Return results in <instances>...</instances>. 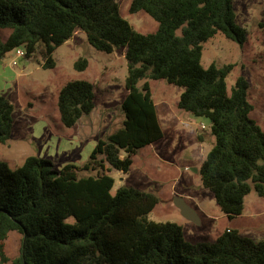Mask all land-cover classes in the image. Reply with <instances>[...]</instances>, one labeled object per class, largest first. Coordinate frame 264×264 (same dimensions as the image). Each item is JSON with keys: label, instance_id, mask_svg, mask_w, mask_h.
<instances>
[{"label": "trees", "instance_id": "obj_1", "mask_svg": "<svg viewBox=\"0 0 264 264\" xmlns=\"http://www.w3.org/2000/svg\"><path fill=\"white\" fill-rule=\"evenodd\" d=\"M232 1L131 0V13L144 11L158 23L156 31L141 33L116 0H0V61L20 47L25 58L39 50L43 67L52 68V53L78 29L96 50L124 48L127 66L122 124L96 142L82 165L57 170L30 155L10 168L0 160L2 261L5 240L17 231L18 264H264V236L255 240L226 228L212 242H189L181 225L148 219L158 203L154 193L120 186L112 194L114 179L106 173L111 167L126 173L137 151L163 136L148 82L163 79L183 88L177 108L210 121L214 143L199 177L222 213L240 215L251 191L264 198V131L250 117L248 81L238 76L228 92L232 64L201 63L203 43L218 33L246 41ZM87 65L84 56L74 62L79 71ZM57 107L61 123L73 126L94 108L92 83H64ZM12 112L0 95L1 143L11 135Z\"/></svg>", "mask_w": 264, "mask_h": 264}, {"label": "rangeland", "instance_id": "obj_2", "mask_svg": "<svg viewBox=\"0 0 264 264\" xmlns=\"http://www.w3.org/2000/svg\"><path fill=\"white\" fill-rule=\"evenodd\" d=\"M116 1L121 16L136 31H156L158 23L149 14L129 11L131 0ZM232 5L237 23L247 30L246 41L239 44L218 33L203 43L201 63L232 64L226 76L228 92L238 76L247 79V99L253 105L250 117L264 131V0H233ZM80 56L88 60L82 71L74 68ZM52 57L55 66L44 68L39 50L25 58L17 56L15 48L0 61V95L13 105L11 135L5 143L0 142V160L10 168L30 155L49 159L57 170L67 163L80 166L96 142L122 124L121 103L127 94L123 48L111 53L96 50L88 44L84 32L77 29L54 50ZM74 79L92 83L94 108L67 127L60 121L57 98L62 85ZM148 82L163 136L140 148L126 173L113 167L106 171L114 179L111 193L120 186L154 193L158 203L148 213V219L181 225L185 240L192 243L212 242L226 228L237 229L255 240L262 238L263 197L251 191L245 196L242 214L229 219L213 193L201 185L199 168L214 143L210 121L177 108L182 87L163 79ZM174 197L183 198L197 214L199 223L181 215L173 204ZM67 221H72V217ZM20 244L21 234L10 232L5 240L7 258H0V264H18L15 260Z\"/></svg>", "mask_w": 264, "mask_h": 264}, {"label": "water", "instance_id": "obj_3", "mask_svg": "<svg viewBox=\"0 0 264 264\" xmlns=\"http://www.w3.org/2000/svg\"><path fill=\"white\" fill-rule=\"evenodd\" d=\"M173 204L180 211L181 215L195 223H199V219L195 211L185 203L182 197H174Z\"/></svg>", "mask_w": 264, "mask_h": 264}, {"label": "built area", "instance_id": "obj_4", "mask_svg": "<svg viewBox=\"0 0 264 264\" xmlns=\"http://www.w3.org/2000/svg\"><path fill=\"white\" fill-rule=\"evenodd\" d=\"M16 53H17V56L24 57L25 50L23 48L18 47V48H16ZM202 127H204V126L202 125Z\"/></svg>", "mask_w": 264, "mask_h": 264}, {"label": "crops", "instance_id": "obj_5", "mask_svg": "<svg viewBox=\"0 0 264 264\" xmlns=\"http://www.w3.org/2000/svg\"><path fill=\"white\" fill-rule=\"evenodd\" d=\"M66 42V41H65ZM124 49V48H123ZM155 104V103H154ZM156 109V108H155ZM156 114H157V111H156ZM157 118H158V116H157ZM80 119V118H79ZM159 122V121H158ZM160 125V124H159ZM152 144V143H151ZM149 145V144H148ZM147 146V145H146ZM245 199V198H244ZM243 210H244V207H243ZM243 212V211H242ZM242 214V213H241ZM240 214V215H241Z\"/></svg>", "mask_w": 264, "mask_h": 264}]
</instances>
